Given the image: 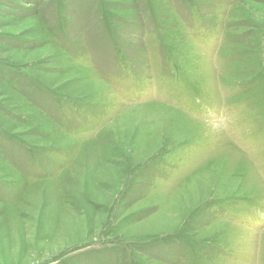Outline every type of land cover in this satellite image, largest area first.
<instances>
[{
    "label": "rangeland",
    "instance_id": "rangeland-1",
    "mask_svg": "<svg viewBox=\"0 0 264 264\" xmlns=\"http://www.w3.org/2000/svg\"><path fill=\"white\" fill-rule=\"evenodd\" d=\"M0 264H264V0H0Z\"/></svg>",
    "mask_w": 264,
    "mask_h": 264
},
{
    "label": "bare ground",
    "instance_id": "bare-ground-1",
    "mask_svg": "<svg viewBox=\"0 0 264 264\" xmlns=\"http://www.w3.org/2000/svg\"><path fill=\"white\" fill-rule=\"evenodd\" d=\"M150 103V102H149ZM152 103V102H151ZM146 104H148V103H146ZM146 104H142V106H145ZM155 106H157V107H161V106H163V105H160V104H154ZM165 108V107H164ZM165 109H167L168 110V108H165ZM169 110L171 111V112H173V113H179L180 111L179 110H176V109H172V108H169ZM178 111V112H177ZM180 113H182V112H180ZM157 115V114H156ZM157 116H160L159 114L157 115ZM162 117V116H161ZM160 117V118H161ZM159 118V117H158ZM158 118H157V120H158ZM155 119H156V117H155ZM164 119V118H163ZM156 120V121H157ZM237 157V156H236ZM240 161V160H239ZM242 163V162H241ZM176 171H177V169H176Z\"/></svg>",
    "mask_w": 264,
    "mask_h": 264
},
{
    "label": "trees",
    "instance_id": "trees-1",
    "mask_svg": "<svg viewBox=\"0 0 264 264\" xmlns=\"http://www.w3.org/2000/svg\"><path fill=\"white\" fill-rule=\"evenodd\" d=\"M253 116H255V112L253 111Z\"/></svg>",
    "mask_w": 264,
    "mask_h": 264
}]
</instances>
